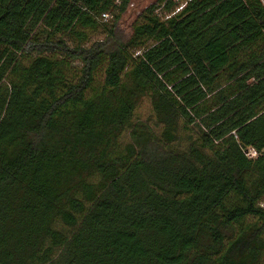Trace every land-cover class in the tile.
<instances>
[{"label": "trees", "instance_id": "obj_1", "mask_svg": "<svg viewBox=\"0 0 264 264\" xmlns=\"http://www.w3.org/2000/svg\"><path fill=\"white\" fill-rule=\"evenodd\" d=\"M129 4L0 0V264H224L264 231L262 0L153 3L125 41Z\"/></svg>", "mask_w": 264, "mask_h": 264}, {"label": "rangeland", "instance_id": "obj_2", "mask_svg": "<svg viewBox=\"0 0 264 264\" xmlns=\"http://www.w3.org/2000/svg\"><path fill=\"white\" fill-rule=\"evenodd\" d=\"M158 2L159 0H131V4L128 5L125 10L126 12L122 14L117 24L120 37L125 41L128 40L132 36L134 30L133 26L140 19V16L143 15L144 9L153 3L158 5ZM159 13L163 14L164 12L160 11ZM108 17L106 16V18ZM104 37L103 34L99 33L95 35L92 40H98ZM137 113L138 117L144 121L152 118L149 100L144 99L142 101ZM58 226L65 232H69V229H71L62 222H59ZM250 230H253V232ZM236 238L237 239L229 246L230 248L225 255L224 264H264V231L259 233L254 232V229H248L243 235Z\"/></svg>", "mask_w": 264, "mask_h": 264}, {"label": "built area", "instance_id": "obj_3", "mask_svg": "<svg viewBox=\"0 0 264 264\" xmlns=\"http://www.w3.org/2000/svg\"><path fill=\"white\" fill-rule=\"evenodd\" d=\"M191 1L193 0H159L158 5L156 4L155 11L162 21H166L167 19L183 12L184 8H186ZM122 2L123 0H116L117 4H121ZM160 11L164 13L160 14ZM106 16L108 17L109 14ZM248 154L254 157L256 152L251 150Z\"/></svg>", "mask_w": 264, "mask_h": 264}]
</instances>
